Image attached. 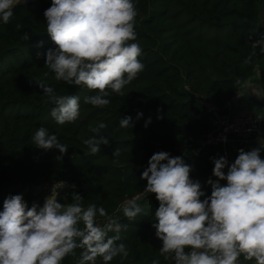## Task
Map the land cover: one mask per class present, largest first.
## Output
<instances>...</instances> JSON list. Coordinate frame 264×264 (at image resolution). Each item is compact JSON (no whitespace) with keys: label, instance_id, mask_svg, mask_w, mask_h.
I'll return each instance as SVG.
<instances>
[{"label":"trees","instance_id":"1","mask_svg":"<svg viewBox=\"0 0 264 264\" xmlns=\"http://www.w3.org/2000/svg\"><path fill=\"white\" fill-rule=\"evenodd\" d=\"M262 1L134 0L139 12L136 42L143 49L139 59L145 70L125 88V96L112 94L105 108L84 104L83 97L94 93L55 80L46 67V52L56 47L46 32L44 16L52 0L16 5L11 22L0 23V211L4 201L15 195H22L29 208L43 207L45 199L40 195H51L65 181L68 187L56 189L58 202L71 203L77 193L85 206H103L129 225L120 241L128 246L129 256L110 264H152L154 260L170 264L160 255L163 242L153 227L159 201L155 194L144 193L147 181L142 173L158 149L169 151L192 167V180L199 181L205 192L201 199L211 196L208 181L217 179L213 161L223 157V148L205 147L194 155L200 140L211 131L209 115L195 102V95L224 105L256 75L262 98L253 100L257 105L253 110L264 116V54L252 48L258 34H264L259 21ZM17 24L22 25L20 30ZM25 32L30 36L27 41L22 38ZM39 81L59 95L81 97V114L75 123L55 122L50 116L53 105L44 102ZM128 116L134 127L119 128L120 119ZM99 122L108 125L103 134L109 144L92 155L83 140L94 135L89 127ZM39 127L57 135L68 146L67 154L36 148L31 137ZM261 130L264 140V119ZM118 148L122 154L114 157ZM134 196L140 197L138 203L147 215L133 222L117 209ZM63 264H75V258L67 257Z\"/></svg>","mask_w":264,"mask_h":264},{"label":"clouds","instance_id":"2","mask_svg":"<svg viewBox=\"0 0 264 264\" xmlns=\"http://www.w3.org/2000/svg\"><path fill=\"white\" fill-rule=\"evenodd\" d=\"M16 3L17 0H0V23L11 22ZM138 15L134 0H52L44 16L46 32L56 47L46 52V67L55 80L86 87L94 93L83 97L84 104L96 108L109 106V97L125 96V88L145 70L139 59L143 49L136 42ZM16 28L20 30L22 25L17 24ZM258 36L252 48H259L264 54V34ZM22 38L27 41L30 36L25 32ZM250 61L251 56L245 63ZM48 75L49 72L44 73L45 77ZM37 84L43 91L44 102L53 105L50 116L58 125L75 123L80 118L79 95H59L43 81ZM142 115L138 114V118ZM107 127L104 122L89 127L94 135L83 140V144L92 155L109 144V138L103 134ZM132 127V117L120 119L119 128ZM31 142L44 151L55 149L62 155L68 152V146L45 127L34 132ZM262 149L264 141L251 151L240 149L231 165L225 157L214 159L213 175L217 179L208 181L211 196L203 200L201 183L192 180L193 169L182 157H172L167 152L153 154L142 179L147 181L144 193L155 194L159 201L153 227L163 242L159 252L165 261L264 264ZM122 151L116 149L113 156H121ZM221 181H226V185ZM65 186L61 181L56 188ZM56 188L46 197L43 207L33 204L29 208L22 195L4 201L0 211V264H63L67 257L75 258V264H97L98 260L110 264L117 257L127 259L129 248L120 241L129 225L122 224L115 213L110 215L103 206H85L77 193L71 203L58 202ZM139 199H126L117 212L122 210L123 216L133 222L141 214L147 215ZM152 264L160 261L154 260Z\"/></svg>","mask_w":264,"mask_h":264},{"label":"built area","instance_id":"3","mask_svg":"<svg viewBox=\"0 0 264 264\" xmlns=\"http://www.w3.org/2000/svg\"><path fill=\"white\" fill-rule=\"evenodd\" d=\"M241 99L242 91L236 93L224 105H219L201 94L195 95V102L209 115L211 131L200 140V147L194 150V155H198L205 147H222L223 157L230 162V152L228 150L230 143L237 142L240 145L249 146L262 136L263 119L259 118L261 117L259 114L250 110H235V105ZM158 150L164 152L161 149ZM166 152L173 157L171 152ZM64 184L65 187H68L67 182L64 181Z\"/></svg>","mask_w":264,"mask_h":264},{"label":"crops","instance_id":"4","mask_svg":"<svg viewBox=\"0 0 264 264\" xmlns=\"http://www.w3.org/2000/svg\"><path fill=\"white\" fill-rule=\"evenodd\" d=\"M253 78L254 79H252V78L250 79V82L252 84V88H251L252 92L249 90L250 94L247 93L246 92L247 89L245 90V86H244V88L242 89V99L235 105V107H234L235 110L244 109V110L253 111L254 108L251 105L253 100H257V99L262 98L261 92H260V89H259V86H258V80L256 79V77H253ZM254 145H256V142L253 143L252 145H249V146H244V145H240L237 142H232V143H230L228 145V150H229L230 153L232 152V153H235L236 155H238L240 148H242L243 146L246 149H249V148H252ZM245 151H247V150H245ZM231 160L233 162L235 161L233 159H231ZM244 264H254V263H252V262H244Z\"/></svg>","mask_w":264,"mask_h":264},{"label":"rangeland","instance_id":"5","mask_svg":"<svg viewBox=\"0 0 264 264\" xmlns=\"http://www.w3.org/2000/svg\"><path fill=\"white\" fill-rule=\"evenodd\" d=\"M31 1H33V0H17L16 5H18V4H23V3H27V2H31ZM255 76H256V75H255ZM255 76H254V77H255ZM252 79H254V78H252ZM248 88H249V89H248ZM251 88H252V84H251V82H250V80H249V81H247L246 84H245V90L247 89L246 92L250 94L249 90L252 92ZM251 105L253 106L254 109L256 108L255 106H257L254 102H252ZM253 111H254V110H253ZM262 141H264V140H263V137L261 136V137L258 138V140H256V145H255L256 147H255V148H258ZM251 150H252V149H251ZM251 150H247V151H251ZM247 151H246V152H247ZM238 155H239V154H238ZM238 155H236L235 153H232V152H231V153H230V161H232L231 159L235 160V159L237 158ZM49 196H50V195L47 194V193H43V195H40V197H42L43 199H46V197H49Z\"/></svg>","mask_w":264,"mask_h":264},{"label":"water","instance_id":"6","mask_svg":"<svg viewBox=\"0 0 264 264\" xmlns=\"http://www.w3.org/2000/svg\"><path fill=\"white\" fill-rule=\"evenodd\" d=\"M259 21L261 23L262 28L264 29V0L261 3V6L259 8ZM234 163L233 161H230L229 164L231 165ZM227 171V169H226Z\"/></svg>","mask_w":264,"mask_h":264}]
</instances>
